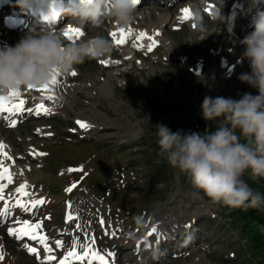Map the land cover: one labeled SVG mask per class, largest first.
<instances>
[{
    "label": "rangeland",
    "instance_id": "374dc122",
    "mask_svg": "<svg viewBox=\"0 0 264 264\" xmlns=\"http://www.w3.org/2000/svg\"><path fill=\"white\" fill-rule=\"evenodd\" d=\"M200 1L173 0V7L138 6L134 21L128 25L132 34L122 45L110 35L116 25L111 20L95 29L85 28L79 38L103 35L112 41L111 55L103 58L108 63L86 59L73 69L75 76L73 71L60 75L58 83L51 85L54 100L35 89L22 90L29 105L26 109L43 103L52 108L50 112L32 115V111H24L14 127L0 119V142L6 145L14 164L13 185L5 191L13 187L11 191L16 193L14 186L27 182L31 197H42L51 204L44 208L46 213L41 209L26 215L44 223L51 247L57 240L67 239L65 208L70 200H78L83 204L80 210L88 211L87 217L93 220V230L105 236L115 232L114 240H108L119 264H263L254 253H248V236L240 234L249 228L264 233V222L254 219L244 228L239 224L244 214L238 208L231 211V207L197 193L187 174L158 155L156 125L164 124L173 132L215 131L217 124L201 114L205 96L239 99L243 93L258 94L239 79L250 71L242 43L251 31L249 19L237 15L229 32L227 22L218 18L219 12L228 18L242 8L234 6V0H210L204 6L214 5L215 12L207 15ZM187 6L194 9L195 19H182V9ZM169 8L174 11L171 19ZM72 22L67 16L58 29L63 31ZM34 27L4 32L8 36L2 35L0 27L2 45L16 44ZM148 28L156 32L150 51V40L134 39L137 32ZM234 58L237 61L223 74V65ZM197 59L207 65L203 74L189 68ZM77 121L91 127L82 128ZM243 179L264 194V178L252 179L246 173ZM73 183L77 187L66 192ZM260 217L264 219V212ZM158 221V233L148 237ZM6 231L7 225H2L0 232L12 264H41L13 238H5ZM160 231L162 236L156 237ZM157 240L161 242L158 246ZM38 251L42 256L43 245Z\"/></svg>",
    "mask_w": 264,
    "mask_h": 264
},
{
    "label": "clouds",
    "instance_id": "9594fccd",
    "mask_svg": "<svg viewBox=\"0 0 264 264\" xmlns=\"http://www.w3.org/2000/svg\"><path fill=\"white\" fill-rule=\"evenodd\" d=\"M22 9L29 0H17ZM136 0H54L46 19L51 26L29 29L14 45H0V95L39 88L57 75L70 74L86 59H103L113 51L112 41L96 35L72 43L55 26L60 15L69 16L79 27L95 29L111 20L127 27L135 19ZM241 12L228 18L219 12L231 32L237 15L249 19L251 31L243 38V56L250 67L239 79L257 90L239 99L205 96L201 114L217 124L215 131L173 132L156 125L158 155L187 174L197 193L231 208H264V194L243 179L264 178V0H244ZM139 219V218H138Z\"/></svg>",
    "mask_w": 264,
    "mask_h": 264
},
{
    "label": "snow or ice",
    "instance_id": "6c2138e0",
    "mask_svg": "<svg viewBox=\"0 0 264 264\" xmlns=\"http://www.w3.org/2000/svg\"><path fill=\"white\" fill-rule=\"evenodd\" d=\"M140 0H136L138 4ZM214 7V5H209V10ZM184 16L182 19H190L191 13L189 8L182 9ZM195 27V25H194ZM64 36L69 40L74 42V38H79L84 36V32L80 27H74L72 25H68L64 30ZM132 34L131 28L125 30L124 28H119L118 31H112L110 33L113 41L117 45H122L127 42V36ZM139 40L148 39L152 41V44L149 45V51L153 46H155L154 37L150 36L147 32H140L138 35ZM101 64H107V60H100ZM71 75L75 76L76 72L73 71ZM59 75L53 77V79L48 83L39 88H34L32 85H29L27 90H37L42 93H45V96L49 100H54V95H51V85H55L58 83ZM25 99L22 98V90H11L7 95H0V113H22L24 111L31 112L33 109L25 108ZM37 114L41 112L48 113L51 109L47 108L43 103L37 105L36 108ZM77 123L82 128L91 127L85 121H77ZM11 126H16V121L13 120ZM6 145L3 142H0V157H4L7 160H13L11 156L5 151ZM38 155H45L44 153H38ZM69 171H82V169H73L70 168ZM7 181L4 183L3 181ZM13 184V173L10 171V168L5 165V160L0 159V201H5V189L9 187V185ZM77 187L75 183H73L70 187L65 189L66 192L72 193L73 190ZM29 185L27 182L21 183L18 187L15 188V192L18 194L17 199L15 201V205L19 209H23L24 211H29L31 209H35L46 203L44 198L34 199L31 198V193L28 191ZM24 197H28V199H24ZM9 205L7 203L4 204V212H8ZM68 212L66 215L67 221H76L79 216L78 213L76 215L73 214V205L72 202L69 201L67 204ZM101 224L104 223L103 219H101ZM15 223L19 225L18 227H9L7 229L8 233L17 239L23 240L25 237L29 238L32 241H39L40 244L43 245L44 250L48 253L42 260L39 254L38 249L35 247H31L25 245L30 254H35L36 259L41 261V264H51L57 260V256L52 254L54 249L47 243L48 237L46 235H40L38 230L41 228V223H33L29 220H16ZM75 227L77 229L80 228V224L76 223ZM190 227V225H189ZM157 233V228L153 226L151 231L147 234L148 237H151L153 234ZM115 235V232L112 233ZM147 239V237H146ZM159 242V240H157ZM79 244V240H73L71 246L67 247L66 250L62 253V258L59 260V264H71L73 261H85L91 259L92 261H99V264H110V258L114 255L111 252L106 254H100V252L95 248V238L92 237L91 243L87 245H80L83 247V251H79L77 245ZM56 246L59 248H65V241L57 240ZM139 248V242H138ZM4 259V254L2 248H0V260Z\"/></svg>",
    "mask_w": 264,
    "mask_h": 264
},
{
    "label": "bare ground",
    "instance_id": "6f19581e",
    "mask_svg": "<svg viewBox=\"0 0 264 264\" xmlns=\"http://www.w3.org/2000/svg\"><path fill=\"white\" fill-rule=\"evenodd\" d=\"M157 2V1H156ZM156 2H154V3H156ZM233 2V1H232ZM234 3L235 4H237V7L239 6V5H242L239 1H238V3H236V1L234 0V2H233V5H234ZM209 5H211V4H209ZM209 5H208V8H209ZM235 6V5H234ZM185 8H189L190 9V13L191 14H193V16H194V18L193 19H195L196 18V14H195V12H194V9L192 8V7H185ZM213 8V11L215 12V7H212ZM173 13H174V11H171L170 10V8L168 9V13H167V16L171 19L172 17H173ZM65 18V17H64ZM163 19H164V16L162 17ZM162 18L160 19V22H161V20H162ZM143 20V19H142ZM186 20H189V19H186ZM164 22H165V20H164ZM163 22V23H164ZM157 23H159V22H157ZM162 23V22H161ZM70 25H72V24H70ZM158 25H160V24H158ZM73 26V25H72ZM78 26V25H77ZM75 27V26H74ZM79 27V26H78ZM2 28V27H1ZM67 28V26L63 29V31L65 30ZM103 28H104V26H103ZM119 28H123L122 26H119V25H115L114 26V28H112V30H115V31H118V29ZM125 30H127L128 29V26L127 27H125L124 28ZM83 31H85V29L83 30ZM140 32H147L150 36H152V37H154V39H155V37H156V32H155V30H154V28H148V29H146L145 31L144 30H141ZM139 32V33H140ZM165 32V31H164ZM163 32V33H164ZM139 33L137 32V35H135V41L137 42V39H138V35H139ZM2 35L3 36H8V35H5L4 34V31H3V33H2ZM1 35V36H2ZM65 37V36H64ZM66 38V37H65ZM67 39V38H66ZM68 40V39H67ZM79 40H81V39H76L75 41H79ZM139 40V39H138ZM149 42V41H148ZM152 42V41H151ZM0 45H2V39H1V37H0ZM136 49V48H135ZM238 57V56H237ZM232 61L231 62H228V63H226V64H224L223 66V71H222V73L223 74H226V72H225V70L227 69V68H229L232 64H234L235 63V61H237V58H234V59H231ZM54 86V85H53ZM51 91H52V88H51ZM104 93V92H103ZM43 95H44V93H42ZM50 94V93H49ZM50 104H51V102H50ZM52 104H54L53 102H52ZM35 105V104H34ZM33 105V106H34ZM37 105H39V104H36L35 106H36V108H37ZM47 107V106H46ZM36 108L34 109L33 108V110H32V114H37V111H36ZM47 108H49V107H47ZM54 108V107H53ZM32 109V108H31ZM50 109V108H49ZM52 109V108H51ZM40 114H44V112H41ZM38 115V114H37ZM0 159H4L5 160V164H13V162L11 161V160H7V159H5V158H3V157H0ZM13 166H14V164H13ZM14 169V168H13ZM25 183V182H24ZM11 187V186H10ZM5 194V193H4ZM8 197H12L13 198V203H11V206L10 207H13V208H17L16 207V205H15V201H16V199H17V196H14V194L12 195V194H7L6 196H5V198H8ZM31 198H34V199H39V198H42V197H31ZM24 199H26V197H24ZM71 202H72V205H73V214L74 215H76L77 213H78V216H81V219H79L78 218V220H80L79 222H78V220H76V221H69V223L65 226V230H66V233H67V239H65L64 241H65V248H59V247H57L56 245H54V246H52V248L54 249V251H53V253L52 254H54V255H56L57 256V260L56 261H54V262H51V264H57V261L58 260H60L61 258H62V253L66 250V248L67 247H69V246H71V243H72V241L73 240H76V239H78L79 240V244L77 245V248H78V250L79 251H83L84 249H83V247H81L80 245H87V244H89V243H91V241H92V237H94L95 238V248L100 252V254H106V253H108V252H111V250H113V247L111 246V245H109V240H108V238H113V237H115V236H113L112 237V235H103V233L104 232H97V230H93V227H92V221L90 222V217H87V213H88V211L87 212H84V210H80L81 208H80V206L81 207H83V204H82V202L81 201H72V200H70ZM46 204H48V205H46ZM43 205H45L44 206V208H47V207H49V205H51V204H49V203H45V204H43ZM42 206V205H41ZM41 206H39V207H37V208H35V209H31V210H29V211H35L36 209H39V208H41ZM68 209V208H67ZM24 211V210H23ZM86 213V214H85ZM15 220H17V219H15ZM15 220H7V219H0V224H5V225H9L8 226V228L9 227H18L19 225H17L14 221ZM20 220L22 221V220H29V221H31V222H33V223H37V222H35L31 217H29V218H20ZM150 220V219H149ZM12 222V223H11ZM76 223H79L80 224V228L79 229H77L76 227H75V224ZM158 225L161 227V222H159L158 221ZM153 226H156L155 224L153 225ZM157 227V226H156ZM45 225H43V224H41V228L38 230V232H39V234L40 235H46L47 237H48V233L49 232H45ZM103 230V229H102ZM101 230V231H102ZM158 228H157V233H158ZM65 233V232H64ZM156 233V234H157ZM51 235V234H50ZM66 237V236H65ZM5 238H6V235H5ZM113 240H114V238H113ZM113 242V241H112ZM161 242H159V243H157L156 245L158 246L159 244H160ZM5 243H3V235L1 234V232H0V248H2V250H3V254H4V259L3 260H0V264H12V258H11V256L9 255V254H7L6 253V250H5ZM56 246V247H55ZM55 247V248H54ZM37 249V248H36ZM113 252V251H112ZM111 252V253H112ZM114 254V253H113ZM46 255H48V253L44 250V248H43V254H42V256L40 255V257L41 258H43V257H45ZM112 259V264H119V262L117 263V260H116V256H115V254L110 258V260ZM13 264H21V263H19V262H17V263H15V261L13 262ZM75 264H77V262H75ZM95 264V263H94Z\"/></svg>",
    "mask_w": 264,
    "mask_h": 264
},
{
    "label": "trees",
    "instance_id": "16d2710c",
    "mask_svg": "<svg viewBox=\"0 0 264 264\" xmlns=\"http://www.w3.org/2000/svg\"><path fill=\"white\" fill-rule=\"evenodd\" d=\"M238 210L244 214V218L239 222V224L244 225V228L248 227L247 223L250 221L254 223L256 221L254 219L264 222V219L260 217V213L263 211L261 208L241 207ZM242 235L243 237L248 236L247 239L250 241L249 245H251V248L248 249V253H254L253 255H256L257 260L264 264V233L254 232L252 228H249Z\"/></svg>",
    "mask_w": 264,
    "mask_h": 264
},
{
    "label": "water",
    "instance_id": "95a60500",
    "mask_svg": "<svg viewBox=\"0 0 264 264\" xmlns=\"http://www.w3.org/2000/svg\"><path fill=\"white\" fill-rule=\"evenodd\" d=\"M189 67L197 74H203L207 71L205 63L195 60L189 64Z\"/></svg>",
    "mask_w": 264,
    "mask_h": 264
}]
</instances>
